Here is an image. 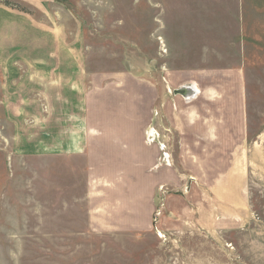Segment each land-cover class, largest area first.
Returning a JSON list of instances; mask_svg holds the SVG:
<instances>
[{"label":"rangeland","instance_id":"374dc122","mask_svg":"<svg viewBox=\"0 0 264 264\" xmlns=\"http://www.w3.org/2000/svg\"><path fill=\"white\" fill-rule=\"evenodd\" d=\"M3 1L23 12L4 16ZM63 16L81 32L85 72L143 81L155 107L146 119L166 130L144 131L155 163L132 172V189L127 172L97 168L106 146L128 143L55 156L19 121L45 109L0 100V264H264V0H0V30L18 26L1 36L0 58H23V21ZM17 59L6 80L26 71ZM187 87L192 99L173 95ZM133 92L120 98L129 110L116 91L99 96L133 120L144 99Z\"/></svg>","mask_w":264,"mask_h":264},{"label":"crops","instance_id":"0c3cea01","mask_svg":"<svg viewBox=\"0 0 264 264\" xmlns=\"http://www.w3.org/2000/svg\"><path fill=\"white\" fill-rule=\"evenodd\" d=\"M9 11L11 14H4V16L11 18L14 11L10 9ZM7 22L3 23L5 25L3 27L1 23L0 46L7 45V42H4L5 39L1 38L2 35H7L6 30L11 31L13 26L18 27L16 23L13 25L10 20ZM75 23V20L70 17L66 18V16L61 20H52L47 25L23 21V26H26L25 33L20 34L25 37L26 52L19 56L23 58L17 59L18 57H14L12 54L10 59L6 61L0 58V76L3 79V81L0 80V93L5 94L0 99L1 103L6 108L17 101L25 104L26 107L40 105L43 110L45 109L43 114L40 112L31 113L19 121L21 126L23 122L26 125L33 124L31 127H27L26 136L35 134L36 138L41 135V140L42 138L47 139L46 143L54 145V147L51 148L50 146L47 149L57 150L55 156L61 154L66 156L98 155V146L105 147L104 141L122 139L128 143L127 149L124 150L123 147L119 146H106V154H110V156L106 161L98 163L97 168L105 167L108 170L110 166H113L112 171L127 172L125 179L127 187L133 189L138 178L130 177L132 172L138 171L137 169L141 172H147V169L151 168V164L155 163L153 162L152 151L143 147L144 131L150 126H154V129L158 127L159 131L160 128L163 129L161 119H156V117L153 121L146 119L149 112L153 108L155 109V107L150 106L152 104L151 97L147 102L144 96V94L150 93L152 88H147L143 81L133 77L120 79L117 75L87 74L82 68L81 32ZM9 40L8 45L12 46L13 40L11 38ZM30 44L32 45L31 48ZM14 58L25 60L24 69L26 71H21L22 75L19 71L15 72V78L6 80L8 71H14L11 69L16 64L11 63L15 60ZM2 73L6 75L2 76ZM130 83L133 85L132 89ZM105 89L121 94L119 100L125 95L130 96L132 91H134L132 100L140 101V98L143 97L144 99L140 101L139 105L143 112L141 117L138 115L133 120H129L121 107L122 111H118L117 116H114L112 114L113 109L110 108L109 97L106 96L101 99L99 96ZM19 91H24V95L18 96ZM156 93L157 90L153 87V94ZM159 103L162 104V102ZM114 105H116L115 102ZM119 105L128 108V110L130 108L123 101L119 102ZM131 105L132 103H130ZM133 111L135 112V109ZM124 115L125 117H123ZM17 121L14 120L13 122L16 123ZM40 121H42V127L34 128L35 124ZM40 129L44 130L43 133L38 132ZM165 130L163 129V131ZM168 133V137L174 140L173 133L170 131ZM47 135L48 137H46ZM14 139H16V135ZM75 142H79V144ZM56 145L59 146L58 149L55 148ZM110 147L112 151L108 152ZM124 154L125 156L135 154L139 158L141 156L142 159L139 161L140 163L134 164L132 163L134 160L132 156V160H124L123 162ZM147 155L149 157H146ZM93 168L96 169L94 164L92 165Z\"/></svg>","mask_w":264,"mask_h":264},{"label":"water","instance_id":"95a60500","mask_svg":"<svg viewBox=\"0 0 264 264\" xmlns=\"http://www.w3.org/2000/svg\"><path fill=\"white\" fill-rule=\"evenodd\" d=\"M187 90H188L190 93H189V96L185 97V99H186V100H190V99H192V98L195 96L196 91H195L194 88H192V87H187ZM173 95H174V96H179V95L182 96V94L180 93V90H174V91H173Z\"/></svg>","mask_w":264,"mask_h":264},{"label":"trees","instance_id":"16d2710c","mask_svg":"<svg viewBox=\"0 0 264 264\" xmlns=\"http://www.w3.org/2000/svg\"><path fill=\"white\" fill-rule=\"evenodd\" d=\"M3 5L5 6V7H7V8H10V9H12V10H17V11H21V12H23L22 10H19L18 9V6H14L13 4H10L9 2H7V1H3Z\"/></svg>","mask_w":264,"mask_h":264},{"label":"bare ground","instance_id":"6f19581e","mask_svg":"<svg viewBox=\"0 0 264 264\" xmlns=\"http://www.w3.org/2000/svg\"><path fill=\"white\" fill-rule=\"evenodd\" d=\"M180 90V93L182 94V96L185 98L187 96H189V91L187 90V88H181L179 89Z\"/></svg>","mask_w":264,"mask_h":264}]
</instances>
